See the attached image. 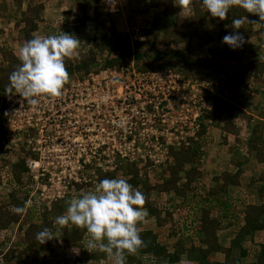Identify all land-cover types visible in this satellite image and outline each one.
<instances>
[{"label": "trees", "instance_id": "16d2710c", "mask_svg": "<svg viewBox=\"0 0 264 264\" xmlns=\"http://www.w3.org/2000/svg\"><path fill=\"white\" fill-rule=\"evenodd\" d=\"M46 1L35 0L33 5L24 11L22 18L24 27L21 31L22 45L33 37L32 33L44 25L41 15L44 9L43 4ZM143 1L147 0H131L127 3L126 9L129 11ZM190 6L192 8L190 14L180 15L181 10L175 6L174 0H148L147 9H162V12L154 17L151 28L145 27L148 28L145 36L146 41L133 44L127 34L118 32L113 17L101 5L100 0H86L80 8L82 16L79 17L78 25L87 28V25L90 24L91 27L87 29L88 43L79 59L65 58V66L68 72L67 83L74 78L83 79L91 73L103 69H120L124 65H128L129 60L133 61L136 69L141 72L171 69L185 76L199 79L209 78L215 94L207 95L208 98L214 100V108L207 117L216 121L219 115L223 116L224 130L236 134L238 127L231 122L233 112L238 109L234 102L241 98H254L260 93V89L249 91V86L254 82L253 79L264 76V56L261 55L264 51L263 39L261 45L250 48V52L255 55V58L246 63L244 61L246 60L248 43L254 36L253 26L258 24L259 31L264 33V21H260L257 15L247 13L238 6L231 7L225 19L232 20L247 16V22L241 25L239 30H234L239 31L244 36L243 45L233 49L224 44L219 52L209 51V55H200L198 52L203 51L213 42L231 32H226L223 29V20L219 25L218 32L215 30L214 22L212 19H208L210 13H207L203 8L200 0H191ZM131 22H134L133 17H131ZM45 28L46 36L61 32L56 30L54 26L45 25ZM62 32L70 34L64 29ZM181 44L184 45L183 48L178 47ZM19 63L18 54L9 49L0 48V101L2 103H6L14 92L6 91V87L9 84L10 73L18 67ZM253 92L254 94H252ZM217 93L220 96L216 95ZM230 95V101L225 99ZM241 113L250 130L246 145L250 151L255 153L256 160L264 163V126L246 112L242 111ZM207 129L208 126L205 124L198 141L191 143L188 147H183L179 151H172L174 163L164 166L159 171L160 179L163 180L160 195L167 193L185 199L190 192L202 194V201L197 208L198 215L197 211L194 213L195 215L192 214L193 221L189 227H187L186 222H188L190 215L180 214L175 219L173 212L165 209L166 217L169 220H176L175 226L178 231L186 236V239L182 238L180 243H193L195 247L200 245L196 247V252L199 253L200 259L203 261L201 264H206L207 259L212 254L223 250L218 237L221 230L235 226L236 236L241 238L264 229V203L256 205L252 199L243 196L246 195L244 192L247 191L246 186H244L243 162H237L238 171L236 173L224 172L220 176L214 177V187L209 188L204 183L201 188L197 189V184L200 183V178L204 172L198 165L202 159L204 147L210 142ZM3 137L4 132L0 137V153L4 151L5 147L2 144ZM7 153L18 160L11 167L15 187L6 196L0 192V200L2 201H0V233L8 236L10 227L16 224L19 234H23V239L18 245H10L5 253L0 249V256L3 260L6 262L12 256L18 255L20 257L29 256L34 261L49 264V261L55 257L61 245L64 244L80 246L84 250L82 252L84 257L92 261L102 262L103 254L100 253V250L86 252L84 249L85 229L74 225L60 227L54 224L55 218L65 212L66 202L71 197L67 196V199L54 203L51 209L41 207L37 201H30L32 179L27 175L29 169L25 164L26 154L21 150L19 152L8 151ZM7 162L4 159L0 163V169L6 167L9 164ZM116 168L117 172L115 173L100 174L99 181L105 178L119 177L118 173L121 171V177L126 178L134 189L141 192L147 189L149 193L156 190L148 184L150 183L148 175L146 178L140 177L136 164L121 161ZM153 172L148 174L157 175ZM182 173H185L184 177L181 176ZM0 184H2L1 177ZM231 186L241 190L236 197H232L229 192ZM248 186L256 189L262 195L264 176L262 175L258 182L251 180ZM238 205H243L244 209L236 213L233 217L234 221L231 222L228 211ZM13 207H22L25 211L15 213L12 211ZM143 207L148 213L146 219H150L161 212L159 202L152 201L148 197H145ZM43 228H49L54 233V239L44 244L35 239V234ZM138 232L143 245L136 253L126 255L127 264H150L157 261L164 264L181 260V253L171 254L169 248L161 244L158 241V236L152 231L138 230ZM183 249L184 247H181V251ZM242 255L250 257L246 250L242 252ZM256 255L257 263L254 264H264V245L261 253Z\"/></svg>", "mask_w": 264, "mask_h": 264}, {"label": "built area", "instance_id": "2783aa9c", "mask_svg": "<svg viewBox=\"0 0 264 264\" xmlns=\"http://www.w3.org/2000/svg\"><path fill=\"white\" fill-rule=\"evenodd\" d=\"M102 3L112 16L128 13L126 0ZM143 29L132 25L127 32L132 41L140 42ZM65 87L60 96L40 99L36 105L13 93L2 114L6 141L17 148L24 142L29 153L27 175L36 185L30 201L48 207L70 194L71 182L77 183L78 176L72 178L65 168L84 169L94 161L104 168L105 155L114 168L121 161L138 167L166 165L172 151L198 141L214 108L213 99L207 97L214 93L209 79L169 69L140 72L131 65L116 72L107 68ZM2 143L10 149L5 140ZM11 167L9 162L0 169L9 192L15 187Z\"/></svg>", "mask_w": 264, "mask_h": 264}, {"label": "clouds", "instance_id": "9594fccd", "mask_svg": "<svg viewBox=\"0 0 264 264\" xmlns=\"http://www.w3.org/2000/svg\"><path fill=\"white\" fill-rule=\"evenodd\" d=\"M200 3L212 18L224 20L230 8L238 6L264 21V0H200ZM174 4L180 8V15L192 11L191 0H174ZM246 22L247 16L232 19V27L239 30ZM222 42L235 49L243 45L244 36L233 31L224 35ZM80 43L75 35L62 31L34 35L19 49L20 63L10 73L6 91H14L30 105L60 96L68 80L65 58L72 57ZM144 203V194L134 189L126 178H105L92 190L68 200L65 212L55 218L54 224L85 229L84 249L100 250L112 264H125L126 255L136 253L143 245L137 225L145 222L148 215ZM12 211L23 213L25 209L13 207ZM35 239L44 244L54 239V233L43 228L35 234Z\"/></svg>", "mask_w": 264, "mask_h": 264}, {"label": "crops", "instance_id": "0c3cea01", "mask_svg": "<svg viewBox=\"0 0 264 264\" xmlns=\"http://www.w3.org/2000/svg\"><path fill=\"white\" fill-rule=\"evenodd\" d=\"M35 0H0V48L9 49L10 51L15 52L19 56V49L21 46V37H22V29L24 24L22 22L24 11L32 6ZM86 0H47L43 5L44 9L41 15V18L44 21V25L40 26V28L32 33L33 36L37 35L39 30L43 29L45 33H42V36L46 34L45 25L53 26V24L57 21V19H61L68 14H74V9H78L80 12L79 17L82 16V12L80 10L82 4H84ZM89 8V13H90ZM62 14V16H61ZM122 15L113 16L116 17L117 27L124 28L126 25V21ZM230 20V19H229ZM232 21V20H231ZM254 27V26H253ZM228 32L227 30H225ZM232 32V31H231ZM259 32V31H258ZM14 34V38L11 35ZM257 31H254V36L250 39L248 43V50L246 54L245 63L251 61L255 58L250 52V48L261 45L258 43L254 46L250 45L251 40L256 36ZM14 39V40H13ZM263 39L260 37L259 40ZM264 40V39H263ZM224 45V43H223ZM223 48V47H222ZM210 51V50H209ZM208 51V55L210 52ZM221 51V50H219ZM218 51V52H219ZM216 52V51H215ZM262 56H264V51L262 52ZM254 82L249 86V91L260 89V93L255 95L254 98H241L238 101L234 102L237 105L238 109L233 112V116L231 118V122L238 127V132L236 134L229 133L224 130L225 121L223 120V116L219 115L216 121H213L211 118L206 117V125L208 126V135L210 136V142L204 147V152H213V155L209 153V162L212 163L211 166H208V170H204L199 165L200 169H203V176L201 181H206L207 186L212 188L215 186L213 182V178L216 176H220L224 172L236 173L238 171L237 162H243L244 165L242 170L244 171V186H246V190L244 192L245 198L252 199L256 205H261L264 203V192L260 195L256 189L249 187L248 184L251 180L258 182L260 177L264 176V163H260L255 158V153L250 151L246 142L248 140V136L250 130L247 126L245 120H243L241 116V112L244 111L247 114L253 116L256 121H260L262 126H264V116H263V108H264V76L258 79H253ZM214 90V89H213ZM15 93V92H13ZM12 93V95H13ZM215 94V91H214ZM254 94V92L252 93ZM251 94V95H252ZM220 96V94H216ZM228 101L231 100V95L225 97ZM214 102V100H213ZM3 103L0 101V125L2 121L3 114ZM1 128V127H0ZM264 136V134H263ZM207 171V172H206ZM207 178L204 179V175ZM210 173V174H209ZM4 185L0 184V192L3 190ZM241 191L238 187H230L229 192L232 197H236V195ZM178 198L177 196H175ZM170 204H173L170 202ZM243 205H238L234 208H230L228 211V217L231 222L234 221V215L239 213V211L243 210ZM164 213V212H163ZM163 213H159L153 216L151 219L157 217H161ZM166 216V213H164ZM218 216V215H217ZM216 217V216H212ZM233 219V220H232ZM174 220H169V218L165 217L163 220L159 221V226H163L164 224L172 223ZM193 219H188L186 222L187 227L190 226ZM186 226V225H185ZM235 226L230 228H225L221 230L218 234L219 244L223 248L221 252L212 254L206 261V264H231V260L234 258L237 259V263L243 264V260L250 259L253 262L251 264L257 263V255L260 254L262 246L264 245V229L257 230L254 233H250L245 235L244 237L237 238ZM153 232V231H152ZM154 233V232H153ZM156 234V233H155ZM158 236V241L161 244L166 245L169 248L171 254H175L177 252L181 253L180 259L183 260V264H201L203 262L200 259L199 253H197V248L199 246L193 245V243H180L182 238L186 239V236L180 234L178 236L177 242L171 247L167 245V243H163ZM187 235V234H186ZM172 242V241H171ZM258 243L259 250L252 257H246L242 255L243 251L249 252L251 248H254ZM184 245V246H183ZM197 245V244H196ZM193 246V247H192ZM181 247H184L183 251H181ZM203 247V246H202ZM196 248V249H195ZM172 249V250H171ZM255 249V248H254ZM185 259V260H184ZM181 260L177 262H166L168 264H181Z\"/></svg>", "mask_w": 264, "mask_h": 264}, {"label": "rangeland", "instance_id": "374dc122", "mask_svg": "<svg viewBox=\"0 0 264 264\" xmlns=\"http://www.w3.org/2000/svg\"><path fill=\"white\" fill-rule=\"evenodd\" d=\"M126 1L128 3L131 0H126ZM100 3L102 6H104L102 3V0H100ZM147 5H148V0L145 2L143 1L138 5H135V7H132L129 11H127L128 13H126V15L123 16L125 21H126V25L124 26V28H118L116 17H113L110 14L114 19V22L116 24L118 32L122 33V34H127L129 36V34L127 32L128 27H130L132 25L133 26L138 25V26L144 27V29H143L144 40L140 41V42H145L146 41V39H145L146 30L148 29L145 27L151 28V23H152L154 17L156 15H159L162 12V9H147ZM79 15H80V12L76 8V9H74V14H71L69 12L67 14V12H66V15L64 17H62L61 19H57V21L53 24V26L56 30L58 29L59 31H62L64 29V31H66V32L68 31L70 34L72 32V35H75L81 41L79 47L76 49L74 55L72 56V58H74V59H79L80 54L83 52V50H85V45L88 43V38H87L88 30L87 29L91 27L90 24L87 25V28L85 27L86 29L82 26H79L78 25ZM61 16H62V14H61ZM131 17L134 18L133 23L131 22ZM208 19L209 20L212 19V21L214 22V28L218 32V28H219V25H220L222 20H220L219 18H212L210 16V14L208 16ZM63 21H65V23H63ZM223 25H224L223 29L227 30L228 32L236 30V29H233L232 21L229 19H224ZM259 29H260L259 25L255 24L253 27V30L257 31V34L250 42V45H252V46H254L258 43H261V42L263 43L262 39L261 40H259V39H260V37H263V39H264V33H261L259 31ZM43 32L45 33V31L43 29H41V30H39L37 35L42 36ZM45 36H46V34H45ZM11 37L14 38L15 37L14 34L11 35ZM130 41L133 44L139 43L136 41H132L131 38H130ZM178 47L183 48L184 45L181 44ZM222 47H223V42H222V38H220L217 41L213 42L210 46L206 47L203 51L198 52V54L206 55L209 50L218 52L219 50L222 49ZM261 55H262V53H261ZM127 64L128 65H124L126 68L130 67L131 65H134V62L129 60L127 62ZM111 69L115 70L117 72V71H121V69H123V67H121L120 69H117V68H111ZM135 69H136V67H135ZM103 70H105V69H103ZM103 70H100V71H103ZM155 70H157V69H155ZM169 70H171V69H169ZM100 71L96 72L95 74L100 73ZM171 71H173V70H171ZM173 72H175V71H173ZM176 73H179V72H176ZM180 74H182V73H180ZM183 76H185V75H183ZM88 77H89V75L83 79L74 78L72 80H78V79L84 80ZM186 77L199 79V78H195L192 76H186ZM205 79H209V78H205ZM201 80H203V79H201ZM71 81H69L68 83H70ZM68 83L66 85H64V86H66L65 88H68ZM5 104L6 103H3V108H2L3 111L5 109ZM208 115H209V113H208ZM2 117H3V115H2ZM0 127H1L0 128V137H1L2 132H4V134H5L2 121H1ZM3 138H4L3 140H5V144H7L8 147L10 145L11 150L9 148L7 149L6 147H4V151L0 153V163H2L4 161V159H6L8 161L7 163L10 162L11 165H13L17 162L18 159L12 155L10 156L7 153L8 151L19 152L21 150L24 154H26V156H28L29 153H27L24 150V147H25L24 142H22V144H20L17 148V146L12 144L10 142V140L7 139V141H6L5 135ZM3 140H2V142H3ZM209 153L211 155H213V152H207L206 151V152H204L202 159L199 162V166L201 168H203L204 170H206V169L208 170V166L212 165V163L208 161L209 160ZM170 156L171 157L166 162V165H160L158 167H152V165L150 163H147L146 165H142L141 167H138L140 177L146 178V175H148L149 179H150V183H148V184L150 185V187H153L156 189L154 192H151V193H149L147 191V189H144L142 191V193L144 194V197H148L152 201H155V202L158 201L159 202V207L161 209V213H163V212L165 213V211L168 209L169 211L173 212L175 219H177L180 214L181 215L188 214V215H190L189 218L192 220L193 219L192 214L196 213V211H197V215H198V209L197 208H198V204H200L202 201V198H201L202 194H200V193L195 194L193 192H190V193H188V195L186 196L185 199H181L179 197L176 198L175 195L167 194V193H165L164 195H160V191L162 190V181L163 180L160 179L161 176L159 175V173H160L159 171L164 166L172 165L174 163L172 152L170 153ZM102 160H103V162H105L104 168H98L95 165L97 162L94 161L93 164L89 165L88 167H86L84 169H78V168L75 169L74 167L72 169H70V168H65V170L63 169L65 171V173L67 172L66 174H69V173L72 174V178L76 177V175L78 176L77 183L73 182V184H72V182H71V185H69V190L71 191L70 194H68L69 197H71V198L77 197L83 192H88V191L92 190L94 188V186L99 182V175L100 174L104 175L106 173L112 174V173L117 172V168H114L113 165L111 166L110 164L106 163V161L110 160V157H107L105 155V156H103ZM106 167H109V168H106ZM49 170L55 174H56V171H58V170H54V169H49ZM153 171L157 175L153 176V174H152V176H151L150 174H148L149 172H153ZM73 172H76V173H73ZM206 172H205V174H206ZM118 174L120 175L119 177H121V171ZM62 175H64V174H62ZM184 175H185V173L181 174L182 177H184ZM206 176H208V174L204 175V179L207 178ZM66 181H69V177L66 179ZM204 183L207 184V182L205 180L201 181V179H200V183L197 184V189L201 188ZM35 188H36V185L34 182H32V191H34ZM9 190H10L9 187H5V188H3V190H1V193H3V195L6 196L7 194L11 193V192H9ZM243 196L245 197V195H243ZM64 199H67V195ZM64 199H62V200H64ZM32 201H34V200H32ZM59 201H61V200H59ZM56 202H58V201L53 202L50 205V207H48L46 205H41V204L40 205L43 208L46 207L48 209H51L53 207V204ZM170 202H172L173 204H170ZM170 205H172V206H170ZM164 213L162 214V216L160 218L156 216V218H153L151 220L145 219V222L139 223L137 225V227H138V230L153 231L154 233L159 235V238L161 239V241L163 243H165V244L167 243V245L169 247H171V245H173L177 242L176 239H178V236H180V234H182V233L180 231H178L177 227L175 226L176 220H174L172 223L167 222V224H164L163 226H159V221L163 220L166 217L164 215ZM22 239H23V234H19L18 225L13 224L9 229V235L8 236L0 233V249H2L3 253H5L8 250V248L10 247V245H15V244L18 245L19 243L22 242ZM254 248H251L249 251L250 257H252L253 254L255 255L257 251L262 250L259 248L258 243L256 244V246ZM85 250H86V252H89L87 249H85ZM83 251L84 250H82L80 248V246H76V245L67 246V245L63 244L59 248L58 253L55 255V257L51 261H49V264H112V261L109 259L108 255L105 252L100 251V253L103 254V259L101 262V261H92L89 258L84 257L83 253H82ZM127 261L128 260L125 257V264L128 263ZM252 262H253L252 260L247 259V260H243L242 263L243 264H251ZM0 264H42V263L40 261H34L29 256L28 257L27 256L26 257H20L18 255H15V256H12L6 262L3 260L2 256H0ZM150 264H163V263H160V262L158 263V261H157L156 263H150ZM164 264H168V263H164ZM231 264H241V263H237V259L234 258L233 260H231Z\"/></svg>", "mask_w": 264, "mask_h": 264}]
</instances>
